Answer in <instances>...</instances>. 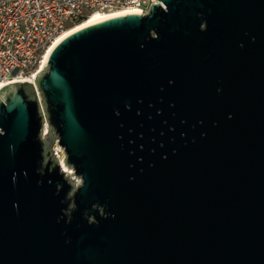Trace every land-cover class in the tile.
<instances>
[{
    "label": "water",
    "instance_id": "95a60500",
    "mask_svg": "<svg viewBox=\"0 0 264 264\" xmlns=\"http://www.w3.org/2000/svg\"><path fill=\"white\" fill-rule=\"evenodd\" d=\"M0 264H264V0H157L1 87Z\"/></svg>",
    "mask_w": 264,
    "mask_h": 264
},
{
    "label": "built area",
    "instance_id": "2783aa9c",
    "mask_svg": "<svg viewBox=\"0 0 264 264\" xmlns=\"http://www.w3.org/2000/svg\"><path fill=\"white\" fill-rule=\"evenodd\" d=\"M157 0H0V89L38 72L53 43L92 13L147 14Z\"/></svg>",
    "mask_w": 264,
    "mask_h": 264
},
{
    "label": "bare ground",
    "instance_id": "6f19581e",
    "mask_svg": "<svg viewBox=\"0 0 264 264\" xmlns=\"http://www.w3.org/2000/svg\"><path fill=\"white\" fill-rule=\"evenodd\" d=\"M116 15H121V14H116ZM116 15H114V14L102 13V12H94V13L91 14V16L89 17V19H87L85 22H83L82 24H79V25H77L76 27H74V28L68 30L67 32H65L60 38H58V39L53 43L52 47L50 48V50H49L48 53L46 54L45 59H44L43 63L41 64V67H40V69L38 70V72H34V73H33V74H34L33 77L27 78L26 81H29V82L35 84L36 74L39 73V72H40V73L43 72V68H44V66H45V64H46L47 58H48V56H49V54H50L52 48H53L57 43H59L61 40H63L66 36H68L69 34H71V33L75 32V31H77V30H79V29L85 27V26H86L87 24H89V23L97 22V21H100V20H102V19H104V18H108V17H112V16H116ZM45 134L48 135V132H46ZM59 154H60V153H59ZM64 163H65V162H64V160H63V161H62V164H64ZM70 172L73 173L72 170H71Z\"/></svg>",
    "mask_w": 264,
    "mask_h": 264
},
{
    "label": "rangeland",
    "instance_id": "374dc122",
    "mask_svg": "<svg viewBox=\"0 0 264 264\" xmlns=\"http://www.w3.org/2000/svg\"><path fill=\"white\" fill-rule=\"evenodd\" d=\"M53 148L55 150L56 156L59 158L60 162L62 163V161L66 157V153H65V150L64 149H62V148L59 147V139L58 138H56ZM72 171H73V174H74L75 171L74 170H72ZM77 183L80 184L81 183V180L78 179L77 180Z\"/></svg>",
    "mask_w": 264,
    "mask_h": 264
}]
</instances>
